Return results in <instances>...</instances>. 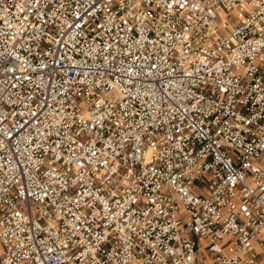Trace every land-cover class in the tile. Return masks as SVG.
<instances>
[{"label":"built area","instance_id":"obj_1","mask_svg":"<svg viewBox=\"0 0 264 264\" xmlns=\"http://www.w3.org/2000/svg\"><path fill=\"white\" fill-rule=\"evenodd\" d=\"M0 264H264V0H0Z\"/></svg>","mask_w":264,"mask_h":264}]
</instances>
